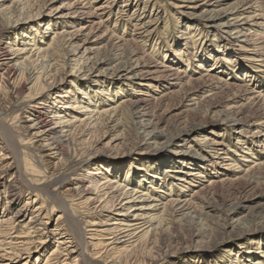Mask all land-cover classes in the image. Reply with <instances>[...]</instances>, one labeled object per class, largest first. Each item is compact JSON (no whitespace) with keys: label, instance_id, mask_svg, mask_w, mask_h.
Instances as JSON below:
<instances>
[{"label":"bare ground","instance_id":"6f19581e","mask_svg":"<svg viewBox=\"0 0 264 264\" xmlns=\"http://www.w3.org/2000/svg\"><path fill=\"white\" fill-rule=\"evenodd\" d=\"M182 1L192 4L190 7L195 9L196 12L200 11V14H204L206 17L209 15L208 18L215 31L217 30V27H215L216 25H227L229 26V31L241 34L239 36L242 37L252 33H247L251 30V28H245V26H247V21L255 20L257 16L258 18L260 17V19H264V12H259L261 14H254L251 12L250 15H247L254 6L262 5V2L258 4L257 1V4H251L253 0ZM176 6L182 7L183 4H177ZM26 7L27 11H25ZM126 7L127 3L123 4L122 8L117 12L115 23H117L118 20H126L133 30L126 36L119 37L103 30V26L108 18H110L113 11V7L109 1L43 0L40 6L33 8L31 0H0V34L12 28L8 33V35L10 34L8 38L4 39L0 37V89H3L9 96L12 105L19 103L23 106L24 113L27 114L29 120L27 121L26 119L29 124L25 126L26 136H24V141L20 138L15 126L8 120L0 117V170H2L0 174L7 170H16L17 183L20 185L26 184L28 188L32 190L31 192L29 191L32 196L26 197V206L39 199L41 200V202L34 207L35 209L33 215L30 217V222L40 220L39 224L45 225L46 222H43L42 219L47 218L46 215L49 214L50 207L59 210L55 214L54 235L58 236L55 240L56 245L44 255V260L40 264H79V262H81V264H165L166 261H168V257L173 254L171 252L172 250L169 251L159 248L156 245L155 237L160 232L163 233L168 229L167 225L169 221H176L174 217L188 213L186 211L190 207H193L194 201L199 198L200 194L203 195V193H207L210 187L213 189V186L221 185V183L223 184L227 181H236L238 179L251 177L252 174L256 172V168L260 167L262 164L261 162L254 163L253 166L246 169L245 173L241 175L238 174L235 178L227 176L229 173H225L224 176L219 179L212 178L208 184L202 185L199 190H195L192 193V197H189L190 195H169L165 201L163 200L164 202H159L158 200H161L158 199L159 194L156 192L152 195L154 190L157 191L156 185L150 187L152 191L144 192L143 190H139L138 186L123 185V183H125V178L121 179V177L117 179L115 176L111 177L109 167L96 165L92 163L93 161L86 163L90 161L89 159L93 152L103 147L115 148L120 145V141L114 132L115 127L118 126L117 120H119L124 108L128 109L129 113L132 112L131 114L137 117L138 121L140 120L137 125L141 129L142 133H140L143 135H139L143 138L142 141L144 142L150 143L157 137H163V143L176 144L190 137L189 132L186 130L177 133L174 132V135L169 136H165V134L162 133L163 131L160 130L159 126L160 120L155 117L156 114L155 116L153 114L156 108L154 104L170 97L174 93V90L163 91L160 95H158L159 93L151 94L143 89L145 86H148L149 83H151L152 87H164L166 85L177 86V84H181L182 87L184 85H188L187 87H189L190 83L200 80L204 83V86L208 87L204 91L201 88L204 93H207L202 95L203 100L207 98L206 102L210 100H208L210 96L213 97L212 91L215 87L218 88L221 86L219 80L210 77V72H203L199 74L197 78H193L189 77L183 70L181 72V69H176L175 66L169 67L165 64L156 62L155 64L146 62L141 63V61H143L141 60L143 52L141 53L140 49L142 51L143 49L135 42L138 39L144 40L148 38L149 34L153 31V20L143 21L142 13L139 12L132 13V15L123 19L122 15L125 14L124 10ZM15 12L18 14L14 15ZM51 12L57 14V20L59 17L65 18L71 14L76 15L77 13L86 16V18L78 27L75 25L74 29H72L73 26H71L73 23L72 20L64 22V26H67L66 29L63 28L64 26L51 28L52 24H54L50 23L51 19H49V16ZM182 13L184 12L182 11ZM46 19L49 21L46 23L44 22L45 24L43 23V25L42 22ZM217 21L222 22L217 23ZM263 21L260 20L262 23ZM30 23L33 24L28 25ZM36 24H39L40 27H38L39 25L35 26ZM41 25H43L42 30ZM257 25L258 28L260 27V29L262 28L264 31L262 25ZM197 28L201 29L199 27ZM48 30L53 31L51 40L46 47H41L39 39L43 36L42 32L44 33ZM253 31H255L256 34L257 31ZM260 32H262V30ZM262 36L264 37V35ZM104 39H107L108 42L111 43V46L118 51L126 46L127 43L129 44V42L135 43L137 47L127 53H123L122 51L100 56L97 44ZM263 39L264 38H262V40ZM251 44H255V42L252 41ZM27 45H30L29 48ZM248 45H250V43ZM261 45L264 46L263 44L251 45L253 48L249 47L247 50H250L251 56H253L252 53H254L255 56L258 57V60L261 61L262 67H264V52H262L264 47ZM59 52L64 53L62 59L58 58L60 57ZM116 60L117 62L110 68V73H106L108 66ZM38 65H40V67H38ZM198 66L203 67L206 65L198 64ZM67 68L70 69V71H68ZM80 70L84 72L82 77H78L77 75V73L81 72ZM123 71L133 72V74L129 76L130 80L126 82L127 85L133 86L135 81H137L135 84L142 87L138 89V91H133L132 95L121 98L119 101L121 105L119 107L113 104L111 105V103L101 108L92 105L93 99L88 95L89 86H85L83 89L79 85L80 88L71 84V82H74L73 80L76 79L89 80L94 82V87L91 86L92 90H90V92H94L98 96H96V98H100L101 100H112L111 93L119 89L113 92L108 91L107 93L104 85H99L101 80L107 77L101 76L106 74L105 76H111V78L114 79L115 77H120L125 74H120ZM241 72L243 71H237V73ZM205 78L210 80L205 82ZM184 79L185 83L182 82ZM229 84L232 86V83ZM66 86L67 89H64L63 87ZM75 86L79 90V95L73 94L72 92V88L75 89ZM246 86V92L252 95L254 91L249 85ZM201 90L199 89L198 93L201 92ZM194 94L195 93L190 94V92H188L185 94V98L191 100L195 97L193 96ZM253 96H249V102L252 100L251 102L253 104L261 100L260 105L262 107V103L264 104V92L258 91L257 96ZM196 98L198 99V97ZM181 102L183 101L181 100ZM213 104L214 103H211L210 107L215 106L216 109L213 111L215 113L217 112V104ZM12 105H10V108ZM200 105L203 104L200 103ZM229 108L228 106L224 107L223 110L219 111L221 113H217V115L220 114V118L223 116V118L246 123L244 118L242 120V116L236 118L231 115L229 116ZM240 109L241 107L238 108V110ZM97 129H101L102 134H99L100 136L96 139L91 140L93 131ZM210 141V145L212 148H215L217 153V149L219 148L218 145H221L222 141L216 138ZM26 147L28 149L47 148L49 152L46 156L48 157L55 158L59 155V160L62 161L60 167L63 169L61 170L63 172H59L50 180L42 182H38V179L29 178L27 173H32L35 170H33L31 164L25 159L26 151H24V148ZM2 149L6 150V152L2 153ZM175 156L174 160L179 157L181 158L184 154L176 152ZM8 159H11L12 162L4 161ZM85 163L86 165H84ZM200 163L202 164L197 171H191L189 167L185 171L173 169L172 172L176 175L174 179H180L189 184L191 181L194 182L197 181V179L200 180L206 177L204 174L205 171L202 169L205 168V164L203 162ZM55 164L57 163H54V165ZM231 165L232 164H230V166ZM72 166L73 169H71ZM82 166L84 168L77 171V168ZM187 166H189V164ZM2 168H5V170ZM70 169V175L75 184L72 194L74 198L57 194L55 190L56 187H54L67 180L69 176L63 174ZM9 171H7V173H9ZM4 175H6V173L0 175V178ZM229 184L230 183H228V185ZM176 185L179 186L180 184L177 183ZM52 186L54 187L53 189ZM17 187L15 186L14 188L16 189ZM158 192H160L159 189ZM11 195L12 194L9 196ZM202 197H204V195ZM203 199H205V197ZM72 201H74V205L85 207L86 211H88L84 213L86 217L84 221H81L76 216L75 210L70 205ZM44 211L45 215L40 217L39 215ZM235 211H233L230 217L235 214ZM190 212L192 213V211ZM84 215L81 217H84ZM227 215L229 216L230 214ZM234 225H236V223ZM234 225L230 226L231 228L229 231L233 230ZM31 228H34V226ZM36 231L40 232V234H38L40 236L35 241L32 240L31 237L34 236L32 234ZM45 231L46 226H43L41 229H34V231L30 229H17L16 222L12 220L11 216L1 215L0 264H27L28 260L25 259L30 257L29 255L32 249H36V247L39 246L36 244L43 243V240L47 237V232ZM67 243H71L69 245L71 248L68 250L67 246H63ZM140 245H143L144 249L139 254L140 258H137L138 256H136L135 253L138 251V248H140ZM76 246H78L77 249H75ZM261 246L262 245L259 243L252 252L250 249L247 251V256L251 257L254 255L255 251L258 250V253L256 252L258 255L256 254V258L252 264H264V249H262ZM34 252H36V250H34ZM78 256L80 258H77ZM38 259L39 256L36 257V260ZM35 262L36 261L32 264H36ZM241 262H244L243 259L240 260L237 257L233 259L230 264H242ZM187 264L201 263L192 262Z\"/></svg>","mask_w":264,"mask_h":264},{"label":"rangeland","instance_id":"374dc122","mask_svg":"<svg viewBox=\"0 0 264 264\" xmlns=\"http://www.w3.org/2000/svg\"><path fill=\"white\" fill-rule=\"evenodd\" d=\"M105 1L111 3L113 11L110 18H108L103 26V30L110 32L115 36H126L133 30L126 20H118V22L115 23L116 14L125 3H127V7L124 10L125 14L122 15L123 19L132 15V13L139 12L142 13L143 21L153 20V31L149 34L148 38L144 40L138 39L135 42L143 49V51L140 49L141 53L143 52L141 56V60L143 61H141V63L146 62L149 64H155L156 62L165 64L169 67L175 66L176 69H181V72L183 70L189 77L193 78H197L198 75L203 72H210V77L219 80L221 86L218 88L215 87L212 91L213 97L210 96L208 98V100H210H207L208 102H206L207 98L203 100L202 95L207 94L203 91L208 87L204 86V83L200 80H197L198 82L194 81L190 83V88L187 87L188 85L182 87L181 84H177V86L166 85L164 87H152L151 83H149L148 86L143 88L148 93H159L158 95H160L161 92L172 89L175 93L164 100L158 101L157 104H154L156 105V108L154 109L153 114L154 116L156 114L155 117L160 120L159 126L160 130L163 131L162 133H164L165 136H169L174 135L179 131L186 130L189 132L190 137L179 141L176 144L163 143V137H157L150 143L144 142L142 141L143 138H141L143 135L141 134V129L137 125L140 120L138 121V118L131 114L132 112L129 113V110L124 108L119 120H117L118 126L115 127V132L117 133L114 132L120 141V145L115 148L103 147L100 150L93 152L89 159L90 161H87L86 163L93 161L92 163L96 165L109 167L111 177L115 176L117 179H120L121 177V179L125 178V183H123V185H135L139 187V190H143L144 192L152 191L150 187L156 185L157 191L154 190L155 192L153 191L152 195L157 192V194H159L158 199H161L158 201L162 202L163 200L165 201L169 195H190L189 197H192V193L195 190H199L202 185L208 184L212 178L219 179L223 177L225 173H229L227 176L230 178H235L236 175L245 173L246 169L253 166L254 163L261 162L262 164L260 167H255L256 172H254L252 176L250 175L251 177L242 178L240 180L238 179L236 181H227L223 184L221 183V185L213 186V189L210 187L207 193H203L205 199H203V195L200 194L202 198L199 196V198L194 201V205H192L193 207H190L186 211L188 212L185 213L186 215L178 216L179 219L178 217H174V219L176 218V221H169L167 225L168 229L163 233L160 232L155 237L156 245L159 248L167 249L169 251L172 250L171 252L173 254L168 257V261H166L165 264H187L192 262H198L201 264H230L231 261L237 257L240 260L243 259L244 262H241L242 264H252L256 258L258 250H256L251 257L247 256V251L250 249L252 252L259 243L262 245V249H264V110H262L264 109V104L262 103L261 107V100H259L258 103L252 104V100L249 102L248 98L254 94L256 97L258 91L264 92V67H262V63L258 60V57H256L254 53H252L253 56H251L250 50L247 49L249 47L251 48V45H264V39L262 40V38H264L262 36L264 35V31L262 28H258L257 25H262L264 28V19H260V17L258 18L257 16V19L250 20L251 23L250 21H247V26H245V28H251V30L250 32H246L248 34L252 33L246 35L245 37L247 38H245L239 36L241 34L229 31V26L227 25H216L215 27H217V30L215 31L214 27L211 26L212 23L208 18L209 15L206 17L204 14H200V11L196 12L195 9L190 7L192 4L185 3L182 0ZM256 1L258 4L262 2V5L254 6V9L252 8L247 15H250L251 12L254 14H261L264 12V1L253 0L251 4H257ZM31 2L32 7L37 8L42 4L43 0H31ZM177 4H183V6L177 7ZM181 10L184 13H182ZM25 11H27V7L25 8ZM17 14L18 13L15 12L14 15ZM56 15L57 14L51 12L49 16V19H51L50 23H54L51 28L63 27L65 21L72 20L73 23L71 26H73L72 29H74L75 25L78 27L86 18V16L77 13L76 15L71 14L73 16L70 15L65 18L59 17L57 20ZM260 20L263 21V23L260 22ZM48 21L49 20L46 19L42 24ZM218 22L222 21H217V23ZM32 24L33 23H30L28 25ZM38 25L39 24H36L35 26ZM43 25H41V30ZM38 27H40V25ZM197 27L201 29H198ZM63 28L66 29L67 26L65 25ZM7 30V32L0 34L1 38H8L10 35H8V33L12 28ZM253 30H258L256 32L258 35H256ZM261 30L262 32H260ZM52 33V30H48L44 33L42 32L43 36L39 39L41 47H46L48 45ZM252 41L255 42V44H251ZM135 43L129 42V44L127 43L126 46L118 51L111 46V43H109L107 39H104L97 44V49H99L98 52L100 56H106L114 52L122 51L123 53H127L137 47ZM249 43L250 45H248ZM29 46L30 45H27L28 48ZM262 52H264V49ZM59 56L60 57L58 58L62 59L64 53L59 52ZM116 62L117 60L108 66L106 73H110L111 66ZM198 64H205L206 66L201 67L198 66ZM38 67H40V65H38ZM67 70L70 71L68 68ZM80 71L81 72L77 73L78 77H82V74L84 73L82 70ZM237 71L243 72L237 73ZM120 74L123 75L115 77L114 79H112L111 76H105L106 74L101 76L107 77L102 79L99 83V85H104L107 93L108 91L113 92L116 89H119L118 91L111 93L112 100H101L100 98H96L97 95L92 91L90 92L92 87H94V82L89 80L76 79L73 80L74 82H71V84H74L77 87L80 86L83 89L85 86H89L88 95L93 99L92 105L101 108L102 106H107L111 103V105L113 104L114 106L119 107L121 105L119 102L121 98H126L132 95L133 91H138V89L142 87L135 84L137 81H135L133 86L126 84V82L130 80L129 76L133 74V72L123 71ZM204 80L207 82L210 79L205 78ZM184 81L185 79L182 82L185 83ZM229 83H232V86ZM246 85H249L254 91L252 95H249L248 92H246ZM76 86L75 89L72 88V92L73 94L79 95L80 93ZM63 88L67 89V86ZM198 88L200 90L202 88L203 91L201 90V92L198 93ZM187 91L190 92V94L195 93L193 95L195 97L192 96L193 99L191 100L185 98V94L188 93ZM196 97H198V99ZM180 99L183 102H181ZM19 102L22 103L21 101ZM199 102L203 105H200ZM211 103L217 104V112H213L216 108L215 106H211V108ZM10 105L12 104L10 103L9 96L3 89H0V117L11 122L18 131L20 138L24 140V136H26L25 126L29 124V122H27L29 121L27 114L24 113V108L21 104H14L11 108ZM227 106L230 107V113H228L229 116L231 115L235 118L242 116V120L244 118L246 123L243 121L237 122L232 119L223 118V116L220 118V114L217 115V113H221L219 111ZM239 107H241L240 110H238ZM99 134H102L101 129L94 130L91 140L96 139L100 136ZM214 138L222 141V144L218 145L219 148L217 149V153L215 148H212L210 145V140ZM24 151H26L25 159L31 164L33 170H35L32 173H27L29 178L38 179V182H42L50 180L59 172H63L61 171L63 169L60 167L62 161L59 160V155L55 158L46 156L49 152L47 148L28 149L26 147L24 148ZM1 152L5 153L6 150L2 149ZM176 152L183 153L184 156L174 160ZM4 161L12 162L11 159ZM200 162L205 164V168L202 169L205 171L204 174L206 177H203L200 180L197 179V181L194 182L191 181L189 184L180 179H174L176 175L172 172L173 169H181L185 171L189 167L191 171H197L202 164ZM54 163L57 164L54 165ZM86 163L84 165H86ZM228 163L234 166H230ZM188 164L189 166H187ZM5 168L2 169L5 170ZM82 168L84 167L77 168V171ZM71 169H73V166ZM71 169L63 174L69 176V179L67 178V180L54 187H56L55 190L57 194L74 198L72 194L74 192L73 188L75 184L70 175ZM7 171L0 174L3 175L6 173V175L0 178V216H11L12 220H15L16 222L17 229L20 230L30 229L34 231V229H41L43 226H46L45 232H47V237L43 240L44 242L36 244L39 246L36 247V249H32L29 255L30 257L25 259L28 260L27 264H32L34 261H36V264H40L44 260V255L56 245L55 240L58 236L54 235L55 214L59 210L50 207L49 214L46 215L47 218L42 219L43 222H46L45 225H40V220L30 222V217L33 215L35 209L34 207H36L41 200L39 199L26 206V197L32 196V194H30L32 190L28 188L26 184L20 185L17 183V172L15 169L10 170L9 173H7ZM177 183L180 185H176ZM228 183L230 184L228 185ZM15 186L18 187L15 189ZM54 187L52 186V189ZM158 189L160 192H158ZM10 194L12 195L9 196ZM73 203L74 201H72V204L70 205L75 210L76 216L81 221H84L86 218L84 213L88 211H86L85 207L76 206ZM190 211H192V213ZM233 211H235V214L230 217L233 214ZM227 214L230 215L228 216ZM44 215L45 211L39 216L43 217ZM82 215H84V217H81ZM235 223L236 225H234ZM231 225H234V231H229ZM33 226L34 228H31ZM33 233L34 234L31 233L34 235L31 239L36 241L40 236L38 235L40 232L36 231ZM70 244L71 243H67L63 246H67L68 250L71 248L69 246ZM139 247L141 249L138 248V251L135 253L136 256H138L137 258H140L139 254L144 249L143 245H140ZM77 248L78 246L75 247V249ZM34 250H36V252H34ZM37 256H39L38 260H36ZM77 258L80 257L78 256ZM79 264H81V262H79Z\"/></svg>","mask_w":264,"mask_h":264}]
</instances>
